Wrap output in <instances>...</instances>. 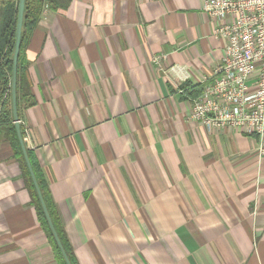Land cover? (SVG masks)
<instances>
[{"label": "crops", "instance_id": "0c3cea01", "mask_svg": "<svg viewBox=\"0 0 264 264\" xmlns=\"http://www.w3.org/2000/svg\"><path fill=\"white\" fill-rule=\"evenodd\" d=\"M204 5L70 0L26 41L23 140L78 264H264L256 139L192 119L181 88L223 54ZM0 264H58L1 128Z\"/></svg>", "mask_w": 264, "mask_h": 264}, {"label": "built area", "instance_id": "2783aa9c", "mask_svg": "<svg viewBox=\"0 0 264 264\" xmlns=\"http://www.w3.org/2000/svg\"><path fill=\"white\" fill-rule=\"evenodd\" d=\"M204 10L215 21L223 54L190 117L208 128L228 126L254 136L264 157V0H205Z\"/></svg>", "mask_w": 264, "mask_h": 264}, {"label": "trees", "instance_id": "16d2710c", "mask_svg": "<svg viewBox=\"0 0 264 264\" xmlns=\"http://www.w3.org/2000/svg\"><path fill=\"white\" fill-rule=\"evenodd\" d=\"M70 0H25L20 50L18 55L17 76H16V99H17V114L20 119V109L34 104L30 91V84L26 76L27 59L25 55L26 41L31 34L33 28L37 25L44 8L57 10L59 8H66ZM18 0H0V128L3 132L5 139L9 142L13 152L14 158L18 161L21 168V174L25 187L27 188L30 196V202L33 205L36 217L41 229L44 231L49 243L52 246L58 264H66L56 242L52 235L48 221L44 214L40 200L38 198L36 189L34 187L32 178L30 176L28 167L26 165L21 143L16 133L11 104L10 84L12 72V54L14 49L15 27L17 19ZM181 88L187 92V95L196 98L201 93L202 85L191 84L184 82ZM191 97V98H192ZM20 133L22 137L25 134L24 126L20 123ZM25 144V143H24ZM26 154L28 156L31 168L36 178L38 187L41 191L45 207L49 214L52 225L59 237L63 249L69 259L70 264H78L74 256L72 247L67 239V235L63 229L58 213L55 206L50 199L46 189V184L43 179L41 168L36 161L32 151L25 145Z\"/></svg>", "mask_w": 264, "mask_h": 264}, {"label": "water", "instance_id": "95a60500", "mask_svg": "<svg viewBox=\"0 0 264 264\" xmlns=\"http://www.w3.org/2000/svg\"><path fill=\"white\" fill-rule=\"evenodd\" d=\"M24 1L25 0H18V8H17V19H16V27H15V39H14V49H13V54H12V72H11V84H10V94H11V104H12V114H13V120H14V125L16 129L17 136L19 138V141L21 143L24 159L26 162V165L28 167L30 176L32 178L34 187L36 189L38 198L40 200L41 206L43 208L44 214L46 216V219L48 221L49 227L51 229L52 235L55 239V242L66 262V264H70L69 259L67 258V255L63 249V246L59 240V237L52 225V222L50 220L49 214L47 212V209L45 207V203L43 200V197L41 195V191L38 187L36 178L34 176L33 170L31 168V164L29 162L28 156L26 154V149H25V144L23 137L20 133V125H19V118L17 114V99H16V76H17V64H18V55H19V50H20V38H21V28H22V19H23V10H24Z\"/></svg>", "mask_w": 264, "mask_h": 264}]
</instances>
